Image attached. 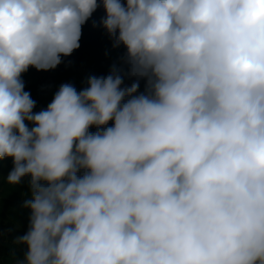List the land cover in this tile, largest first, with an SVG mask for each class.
Listing matches in <instances>:
<instances>
[{
  "label": "clouds",
  "instance_id": "1",
  "mask_svg": "<svg viewBox=\"0 0 264 264\" xmlns=\"http://www.w3.org/2000/svg\"><path fill=\"white\" fill-rule=\"evenodd\" d=\"M100 8L125 52L34 111ZM6 158L15 264H264V0H0Z\"/></svg>",
  "mask_w": 264,
  "mask_h": 264
},
{
  "label": "rangeland",
  "instance_id": "2",
  "mask_svg": "<svg viewBox=\"0 0 264 264\" xmlns=\"http://www.w3.org/2000/svg\"><path fill=\"white\" fill-rule=\"evenodd\" d=\"M120 56L116 49L99 51L87 47L86 57L82 64L64 75L34 111L38 112L46 108L59 86L63 83H72L79 91L85 86L84 81L89 75H107L112 64L117 62ZM126 83H131V81L126 80ZM140 91H144L143 81L141 82ZM91 130L94 131L95 129ZM11 168V158H6L0 163V236L11 248V254L7 259L8 264H15V261L22 258L26 251L25 245L15 243V237L23 235L27 231L30 213L29 210L21 208L28 188L27 179L20 185H9L6 177Z\"/></svg>",
  "mask_w": 264,
  "mask_h": 264
},
{
  "label": "trees",
  "instance_id": "3",
  "mask_svg": "<svg viewBox=\"0 0 264 264\" xmlns=\"http://www.w3.org/2000/svg\"><path fill=\"white\" fill-rule=\"evenodd\" d=\"M103 15V9L100 8L83 25L80 48L76 49L71 56L62 57V63L54 70L37 71L35 68L30 67L26 73L22 74V79L25 82V91L31 93L32 99L36 102V107L49 95L51 89L64 75L82 64L86 57L87 47L99 51L113 49L112 41L108 38L104 29L102 27L92 26L93 21L98 22ZM116 50L121 56L125 52L122 46ZM10 254V246L0 236V264H8L7 259Z\"/></svg>",
  "mask_w": 264,
  "mask_h": 264
}]
</instances>
